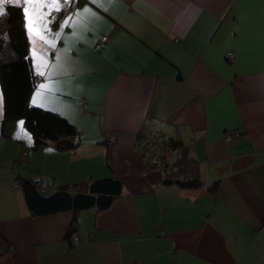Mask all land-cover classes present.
Masks as SVG:
<instances>
[{
	"label": "crops",
	"instance_id": "0c3cea01",
	"mask_svg": "<svg viewBox=\"0 0 264 264\" xmlns=\"http://www.w3.org/2000/svg\"><path fill=\"white\" fill-rule=\"evenodd\" d=\"M57 6L52 32L51 16L34 25L55 40L70 17L55 48L28 34L20 6L38 77L30 103L70 122L77 147L34 150L14 138L21 120L1 127L0 92V264H264V0ZM40 60L45 77L36 74ZM40 83L49 88L37 106ZM231 132L239 137L226 141ZM171 139L201 188L182 189L174 182L184 174L148 168L150 156L173 165L180 152L166 148ZM103 178L119 179L122 194L107 210L76 214L73 244V215L32 216L20 186L44 183L50 194Z\"/></svg>",
	"mask_w": 264,
	"mask_h": 264
},
{
	"label": "trees",
	"instance_id": "16d2710c",
	"mask_svg": "<svg viewBox=\"0 0 264 264\" xmlns=\"http://www.w3.org/2000/svg\"><path fill=\"white\" fill-rule=\"evenodd\" d=\"M7 14L0 17V92L2 96L1 127L11 120L24 121V127L32 138V149L50 146L57 151H72L77 147L78 131L57 113L31 105L30 96L38 77L28 58V46L23 28L20 7L6 5ZM165 146L180 154L173 165H162L166 175L184 174L174 183L182 189L197 190L201 179L194 175L186 149L178 140H168ZM175 179V177H174ZM164 184H171L165 181ZM39 183L24 181L20 184L24 201L32 216L71 213L72 223L66 238L72 243L76 235L75 216L79 212L95 209L104 211L122 194V183L117 178L92 179L76 187H59L50 194L39 192ZM19 186V185H18ZM217 185L210 188L214 192Z\"/></svg>",
	"mask_w": 264,
	"mask_h": 264
},
{
	"label": "snow or ice",
	"instance_id": "6c2138e0",
	"mask_svg": "<svg viewBox=\"0 0 264 264\" xmlns=\"http://www.w3.org/2000/svg\"><path fill=\"white\" fill-rule=\"evenodd\" d=\"M23 2V14H24V18H25V23H26V28H27V32L28 34H35V35H40V29L34 27V25L41 19L51 16V19L47 20V23L45 24V28H47V30L49 32H52L53 29L48 28V25L53 24L56 20H57V16L56 15H52L53 11H55L56 13H60L61 12V8L57 6L58 0H52L51 3H44L42 2V0H0V17H3L7 14L6 11V5H11L13 7H20L21 3ZM90 2L92 3H97L98 0H90ZM106 2L108 4L114 3L115 0H106ZM64 3H69V0H64ZM29 5H31V14H30V8ZM43 8H47L48 11L47 12H43L41 11V9ZM106 10V9H105ZM90 11V9L85 8L84 12L88 13ZM77 15L79 16V13H77ZM92 16L95 19H99L98 16H96L95 13H92ZM69 18H65L59 26V29L55 31V40H59L61 37V33L64 31L65 27L68 26L69 24ZM87 20V22H91L90 18H85ZM79 33L77 31L74 30L73 35L77 36ZM40 39L44 40L46 44H48L49 47L51 48H55L56 47V43L55 40H47L45 39V37L43 35H40ZM59 57V54H57ZM33 56H35V52H33ZM48 67V65L46 63H44L43 60H40L37 64H36V74L40 77H45V71H43L42 69ZM57 69H63L64 65L63 64H58L55 66ZM49 88V85L45 84V83H40L39 84V89L35 92L34 97H33V104H36L37 106H39L38 104V99L43 95L42 91L43 89ZM24 121H19L18 122V131L15 133V137L16 139H20L21 136L23 135L24 138L27 139V142L29 144L32 143L31 140V136L30 134H28L24 128Z\"/></svg>",
	"mask_w": 264,
	"mask_h": 264
},
{
	"label": "built area",
	"instance_id": "2783aa9c",
	"mask_svg": "<svg viewBox=\"0 0 264 264\" xmlns=\"http://www.w3.org/2000/svg\"><path fill=\"white\" fill-rule=\"evenodd\" d=\"M107 40V36H101L99 38V42L100 43H103ZM228 60L231 61L232 60V53H230L228 55ZM82 105L85 107V101H82ZM239 137V134L237 132H231V133H228L225 135L224 139L226 141H229L231 139H235V138H238ZM115 140V137L113 135H110L107 139H106V144L108 147H111V145L113 144ZM150 159L148 160V168L149 169H160L162 167L161 163H160V160L158 157H155V156H150L149 157ZM162 169V168H161ZM17 186V185H15ZM46 188V184L42 183V184H39L37 186V190L39 192H43Z\"/></svg>",
	"mask_w": 264,
	"mask_h": 264
}]
</instances>
